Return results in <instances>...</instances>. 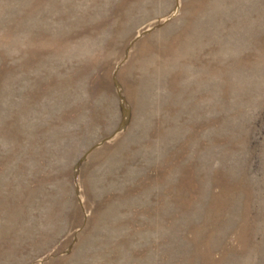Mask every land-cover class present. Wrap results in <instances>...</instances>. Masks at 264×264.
Wrapping results in <instances>:
<instances>
[{"label":"rangeland","instance_id":"obj_1","mask_svg":"<svg viewBox=\"0 0 264 264\" xmlns=\"http://www.w3.org/2000/svg\"><path fill=\"white\" fill-rule=\"evenodd\" d=\"M0 264H264V0H0Z\"/></svg>","mask_w":264,"mask_h":264}]
</instances>
